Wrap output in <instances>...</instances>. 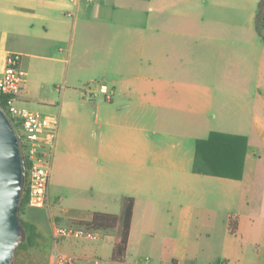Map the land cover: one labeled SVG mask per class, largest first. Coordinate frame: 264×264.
Returning a JSON list of instances; mask_svg holds the SVG:
<instances>
[{
    "label": "crops",
    "instance_id": "1",
    "mask_svg": "<svg viewBox=\"0 0 264 264\" xmlns=\"http://www.w3.org/2000/svg\"><path fill=\"white\" fill-rule=\"evenodd\" d=\"M257 5L0 0V46L21 54L26 73L18 103L35 105L59 128L51 164L57 189L50 194L48 186L46 212L34 215L27 206L23 214L37 228L35 246H49L50 262L67 254L71 264H94L103 255L111 264H199L201 247L190 252L189 243L204 237L208 261L228 264L233 254L244 264L253 242L254 262L264 264V43L255 29ZM92 81L106 84L110 98L95 85L83 89ZM211 131L246 137L240 179L192 171L196 142ZM66 194L72 204L60 206ZM127 198L131 224L124 261L117 262L111 255ZM96 211L118 216L116 228H99L100 240L53 238L54 223L87 224ZM257 230L261 236L253 235ZM228 235L239 243H226Z\"/></svg>",
    "mask_w": 264,
    "mask_h": 264
},
{
    "label": "built area",
    "instance_id": "2",
    "mask_svg": "<svg viewBox=\"0 0 264 264\" xmlns=\"http://www.w3.org/2000/svg\"><path fill=\"white\" fill-rule=\"evenodd\" d=\"M20 61V53L0 46V95L4 97L6 105L4 109L21 136L24 159L29 162L25 182L29 196L27 205L43 208L48 203L47 193L58 124L50 116L27 109L18 103L26 75ZM96 87L100 93L110 98V90L106 84L97 83ZM52 236L56 241L95 242L102 238L103 232L89 223L79 225L54 223ZM70 260L67 254H55L50 264H65ZM102 264L110 263L103 261Z\"/></svg>",
    "mask_w": 264,
    "mask_h": 264
},
{
    "label": "trees",
    "instance_id": "3",
    "mask_svg": "<svg viewBox=\"0 0 264 264\" xmlns=\"http://www.w3.org/2000/svg\"><path fill=\"white\" fill-rule=\"evenodd\" d=\"M255 29L264 43V0H258V5L254 17ZM0 104L5 108L4 97L0 95ZM247 139L245 136L211 131L207 138L198 139L196 142L195 156L192 171L198 174L219 176L231 179H240L243 173L244 157L246 153ZM26 168L29 162L25 159ZM28 191L25 189L22 204L19 209L20 214L28 204ZM133 199L127 198L123 210L120 238L114 244L111 258L117 262H123L127 246L128 234L131 224ZM22 224L26 230V238L20 243L18 248H32L35 246L39 236L36 226L21 217ZM96 228L114 229L118 223L116 214L96 211L87 222ZM236 231V221L229 219V232ZM65 264H71L67 262Z\"/></svg>",
    "mask_w": 264,
    "mask_h": 264
},
{
    "label": "water",
    "instance_id": "4",
    "mask_svg": "<svg viewBox=\"0 0 264 264\" xmlns=\"http://www.w3.org/2000/svg\"><path fill=\"white\" fill-rule=\"evenodd\" d=\"M25 182L21 136L0 104V264H12L17 247L26 238L19 216Z\"/></svg>",
    "mask_w": 264,
    "mask_h": 264
},
{
    "label": "rangeland",
    "instance_id": "5",
    "mask_svg": "<svg viewBox=\"0 0 264 264\" xmlns=\"http://www.w3.org/2000/svg\"><path fill=\"white\" fill-rule=\"evenodd\" d=\"M96 81H92L89 82L88 84H85L83 89L85 90L86 88H93L94 85L96 86ZM55 92L56 94L61 92V84H59V86L55 87ZM22 106L26 107L27 109H30L32 111H37V112H41L40 109L38 107H35V105H28V104H23ZM58 126H57V131H56V140H57V136H58ZM56 145V144H55ZM264 157V153L262 151L261 153ZM52 167H51V175H50V183H49V192L50 194H52V191H54L55 189H57L54 185H53V181H52ZM69 195L66 194V199H64L63 201L59 202L58 204L60 206H69L72 204ZM28 206V205H27ZM109 211L116 213L118 211V206H110ZM29 212L31 214L34 215H38L41 213L46 212V206L43 208H36V207H29ZM21 217H23V214H20ZM95 227V226H94ZM191 230L190 235H193V230L194 229H189ZM251 230V229H250ZM204 232H210L211 228H203ZM103 232V231H102ZM246 232L249 233V228H246ZM254 236H261L259 231L257 230L256 232L253 233ZM239 238L238 236H234V235H228V239L226 241V243H229L230 245H237L239 243ZM47 244L45 243H39L38 245L32 247V248H18L16 250L14 259H13V263L12 264H50L49 259L47 258L50 248L49 246H46ZM50 245V243L48 244ZM199 246L200 245V250H199V258H198V262L199 264H217V263H213L212 260L208 261V253H209V248H208V244L206 243V239L204 237H202V239H200V243H194L193 241H191L189 243V250L190 252L193 251L192 247L193 246ZM256 244H254L253 242H251L249 245H247V255L246 257V261L244 262V264H256L255 261V252H256ZM39 253V254H37ZM228 253V252H227ZM47 254V256H46ZM228 255V254H227ZM243 256V255H242ZM240 255V259L242 257ZM107 256H102L101 258L97 259L96 262H94V264H100L102 261H109L106 260ZM228 264H238L237 260L234 258L233 254H231L228 257ZM192 261L187 260L185 264H191ZM111 264V263H110Z\"/></svg>",
    "mask_w": 264,
    "mask_h": 264
}]
</instances>
